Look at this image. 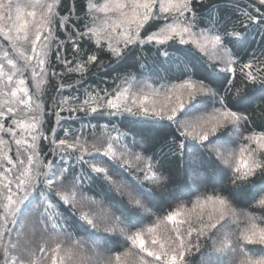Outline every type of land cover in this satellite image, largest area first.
<instances>
[{"label":"snow or ice","instance_id":"1","mask_svg":"<svg viewBox=\"0 0 264 264\" xmlns=\"http://www.w3.org/2000/svg\"><path fill=\"white\" fill-rule=\"evenodd\" d=\"M195 4L87 0L84 30L77 26L75 35H69L74 56L84 51L85 57L61 62L68 73L83 76L98 61L97 50L120 60L151 45L168 57L169 48L178 44L198 52L214 71L234 77L239 62L233 48L246 38L242 29H264V0H255L235 21L221 18L218 6L206 0ZM60 7L61 0H0V38L16 54L13 58L4 51L0 56V146L8 144L5 135L17 146L15 160L7 155L10 146L3 157L12 167L0 171V264H193L197 254L201 264H264V119L254 122L246 106L249 97L242 95L248 84L264 85V53L239 64L244 84L234 92L225 89L224 95L205 82L208 76L194 79L187 70L175 78L178 82L159 75L144 79L141 73L140 81L126 77L111 92L86 93L75 106L64 98L56 104L58 111L50 113L59 127V113L65 110L142 116L148 132L139 138L117 130L114 136L89 141L82 130L74 135L69 129L58 137L56 127L48 130L49 136L41 117L43 101L39 95L33 98L23 73L30 70L33 80L49 74L50 45L47 39L40 41L45 32L53 37V25L68 24L70 16H61ZM80 41L95 47L89 52ZM224 79L231 85L229 76ZM54 87L59 91L64 85ZM226 127L234 139L222 131ZM40 141L51 147L42 153ZM232 144L236 147H228ZM49 154L53 159H46ZM84 165L90 169L87 177ZM178 176L181 186L172 190ZM85 179H99L105 186L103 227L84 208L75 216L79 201L97 203L81 194ZM158 192L165 203L157 199ZM62 207L71 209L69 216ZM73 217L90 242L73 238ZM98 232L120 236L124 250L103 248L99 241L108 243V238ZM37 233L42 242L33 248L31 238ZM205 246L211 250L202 252Z\"/></svg>","mask_w":264,"mask_h":264},{"label":"trees","instance_id":"2","mask_svg":"<svg viewBox=\"0 0 264 264\" xmlns=\"http://www.w3.org/2000/svg\"><path fill=\"white\" fill-rule=\"evenodd\" d=\"M22 3H27L28 0H21ZM255 0H206V4H214L218 6V14L221 18H224L228 21H235L237 17H240L239 12L245 10L246 7L250 9L251 4H254ZM194 7L196 6L195 0H193ZM87 0H61V7L59 9L61 16H70L68 24L61 27L59 24L53 25V37H48L47 32L41 36L40 44L46 42L50 45V53L47 58L48 63L45 65L49 69V74L47 76H38L36 80H33L31 77V72L25 71L23 77L26 80V86L29 89V92L33 95V98L37 95L40 96L43 101L42 109L43 113H48L44 115L41 113V117L44 123V131L49 136L51 135L48 131L52 127H56L57 136L63 137L62 129H69L72 134H78L81 130L83 131L85 137L91 141L94 137H103L108 134L116 135V131L127 132L131 135L137 136L139 134L148 132V124L144 123V117L142 116H132L128 113H123L121 115L113 116H99L97 114H90L85 116L82 112H72L69 113L67 110L60 112L59 115L60 125H56V117L50 113L53 111H58L56 104L61 102L64 98H68L69 105L79 104L86 96V93H94L98 89L107 88L109 92L113 91L117 85H122L123 80L127 77L131 79L132 77L136 78V81L141 80V73H143V78L155 79L157 75L167 76L169 80L173 82L176 81V77L180 76L182 71L187 70L193 73L194 79H201L204 76H208L210 79L206 80V83H211L213 87L220 89V94L224 95L225 89H231L232 92L237 88H241L244 84V81L241 76L239 64L247 62L253 58V53L257 56H260L264 53V29H257L253 26H249L247 29H242L247 33L246 38L243 40L239 48H233L234 55L238 58V65L236 66L235 76L232 77L231 74L219 72V70H213L209 68L208 61L200 56L198 52H195L189 47L182 45H175L172 48H169V56L165 57L162 52L158 51L157 48L152 47L151 45H145L143 51L139 48L128 52L122 59L117 60L112 56L108 55L105 52H100L97 50L98 61L94 64L88 66V71L81 76L79 73H68L66 71L65 65L61 62L62 60H73L81 59L85 57V52L81 51L78 54L73 53L72 42L69 39V35H75L77 26L79 30H84V13L86 11ZM74 9L73 11H70ZM30 10V9H29ZM101 16L103 14H100ZM79 17V19H77ZM238 22V21H237ZM10 23V22H6ZM151 23V22H150ZM156 23H163L162 21H157ZM148 27L147 25L145 26ZM155 30L154 28L152 29ZM143 35V33H142ZM63 42V43H61ZM81 48L87 49L91 52L94 49V45H90L87 41H80ZM23 47L27 48L25 44ZM229 47H233L229 45ZM4 51H8L9 55L13 58H16V54L8 47V42L0 38V56L3 55ZM59 51V58L57 57V52ZM18 63L22 64V61L17 60ZM140 63H144V67L141 69L139 67ZM71 66V65H69ZM57 73L56 76H52L50 73ZM63 73V75H60ZM19 75V73H18ZM225 76H229L232 80L231 85L227 83L224 79ZM38 82V87H37ZM160 83H167V81H160ZM63 84L64 88L57 90L54 85ZM159 88V83L154 85ZM242 95L249 97V102L247 103L248 113L251 115V118L256 124L260 123L264 119V99H261L264 96V85L260 83L248 84ZM72 97H79V100L72 99ZM2 99V98H0ZM200 99V97H197ZM226 102L228 97H225ZM68 105H65L67 108ZM23 107V106H21ZM31 115V114H29ZM7 123V121H6ZM91 125V127H90ZM230 127V126H229ZM229 127L224 128L222 131L225 134H228L231 137ZM18 135L20 133L18 132ZM5 140L8 141V144L0 146V164H3V167H0V171H3L4 168L12 167L8 165L6 160L3 159L7 148L10 146L11 151H7V155L11 156L14 160L16 158L17 146L8 136H4ZM127 142H131L130 137ZM41 152H45L51 147L48 141H40ZM189 143H194L189 141ZM228 147H236L235 144L228 145ZM21 152L24 153V149L21 148ZM71 153V150H69ZM72 159L70 162H74L75 153H71ZM22 159H26V155L21 156ZM46 159H53L49 154ZM19 165L16 168H13L11 173H8L10 177L14 175L19 170ZM84 175L87 177L90 169L87 168V165L83 166ZM81 168L77 166L75 172L80 173ZM69 174L71 176L72 169L69 168ZM181 186V180L179 176L176 178L175 183L171 185L172 190H177ZM13 190L15 191V183L12 185ZM103 182L99 179H85L81 186V194L84 197L94 198L97 202L96 204L88 203L87 201L81 200L76 205L75 216H79V210L84 208L85 210L90 211L93 214L97 222L103 227V219L100 210V202L104 201L105 192H104ZM0 191H3L0 188ZM22 195V193H20ZM31 198V197H30ZM157 199L161 203L166 202V198L161 197L159 192L157 194ZM35 205H33V208ZM65 216H69L71 209L62 207L60 209ZM29 219L34 218L33 213L28 214ZM69 230L73 231V238H82L85 241L90 242V237L83 233L80 230L76 229L75 217L72 218V222L69 224ZM26 232L29 229L26 227ZM98 236H107L108 243L101 240L99 243L103 248H111L116 251H123V239L118 235H111L105 232L96 233ZM61 239H67L66 236L61 237ZM40 234L37 233L35 237L31 238V247L35 248L41 243ZM207 243V242H202ZM48 244L51 245V240H48ZM250 247H260V246H250ZM211 249L207 246L202 247V252H208ZM43 255H47L45 252ZM193 264H201L199 254L193 256Z\"/></svg>","mask_w":264,"mask_h":264}]
</instances>
